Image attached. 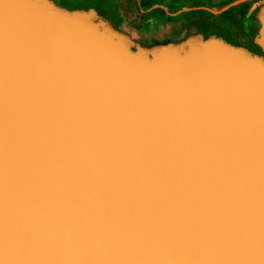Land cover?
Instances as JSON below:
<instances>
[{
  "label": "water",
  "instance_id": "obj_1",
  "mask_svg": "<svg viewBox=\"0 0 264 264\" xmlns=\"http://www.w3.org/2000/svg\"><path fill=\"white\" fill-rule=\"evenodd\" d=\"M0 264H264V54L0 0Z\"/></svg>",
  "mask_w": 264,
  "mask_h": 264
},
{
  "label": "crops",
  "instance_id": "obj_2",
  "mask_svg": "<svg viewBox=\"0 0 264 264\" xmlns=\"http://www.w3.org/2000/svg\"><path fill=\"white\" fill-rule=\"evenodd\" d=\"M65 5L63 0H56ZM87 6L70 8H96L115 20L117 27L144 45L179 41L195 30L189 24L199 17L225 20L221 11L235 0H89Z\"/></svg>",
  "mask_w": 264,
  "mask_h": 264
},
{
  "label": "flooded vegetation",
  "instance_id": "obj_3",
  "mask_svg": "<svg viewBox=\"0 0 264 264\" xmlns=\"http://www.w3.org/2000/svg\"><path fill=\"white\" fill-rule=\"evenodd\" d=\"M256 2L257 0H247L226 10L227 18L225 20L211 18L207 15L199 17L189 24L188 30H195V33H201L205 37L210 35L221 36L233 44L244 46L250 51L262 55L264 54L263 50L254 40L255 34L259 30L255 12H252L250 19L248 18V14ZM220 30H228L236 34V38L230 41L229 38L220 34Z\"/></svg>",
  "mask_w": 264,
  "mask_h": 264
},
{
  "label": "rangeland",
  "instance_id": "obj_4",
  "mask_svg": "<svg viewBox=\"0 0 264 264\" xmlns=\"http://www.w3.org/2000/svg\"><path fill=\"white\" fill-rule=\"evenodd\" d=\"M65 5L69 6L70 8L78 7L81 5L87 6L89 4V0H63L61 1ZM220 34H223L225 37L229 38L230 41H233L236 38V34L229 32L228 30H220Z\"/></svg>",
  "mask_w": 264,
  "mask_h": 264
},
{
  "label": "trees",
  "instance_id": "obj_5",
  "mask_svg": "<svg viewBox=\"0 0 264 264\" xmlns=\"http://www.w3.org/2000/svg\"><path fill=\"white\" fill-rule=\"evenodd\" d=\"M237 45V44H236Z\"/></svg>",
  "mask_w": 264,
  "mask_h": 264
}]
</instances>
